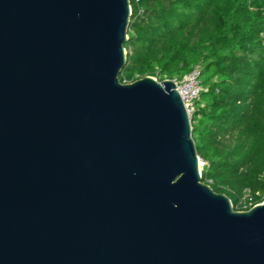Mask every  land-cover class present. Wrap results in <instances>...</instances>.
<instances>
[{"label":"water","instance_id":"95a60500","mask_svg":"<svg viewBox=\"0 0 264 264\" xmlns=\"http://www.w3.org/2000/svg\"><path fill=\"white\" fill-rule=\"evenodd\" d=\"M131 0H0V264H264V201L202 180L172 79L122 82Z\"/></svg>","mask_w":264,"mask_h":264},{"label":"trees","instance_id":"16d2710c","mask_svg":"<svg viewBox=\"0 0 264 264\" xmlns=\"http://www.w3.org/2000/svg\"><path fill=\"white\" fill-rule=\"evenodd\" d=\"M122 82L201 69L202 180L235 210L264 201V0H131ZM242 205V206H239Z\"/></svg>","mask_w":264,"mask_h":264},{"label":"built area","instance_id":"2783aa9c","mask_svg":"<svg viewBox=\"0 0 264 264\" xmlns=\"http://www.w3.org/2000/svg\"><path fill=\"white\" fill-rule=\"evenodd\" d=\"M153 77L158 79L159 81L162 80L160 79V76L158 74L154 75ZM163 79H172L175 82L176 88L179 91L182 100L186 106V109L191 116L196 109V101L199 98L201 92L204 90L200 67H194L189 73L185 74L183 77H164ZM200 166L201 168H203V160L200 161ZM210 183H212V180H209L207 182V184L209 185ZM243 210H248L246 204L244 205Z\"/></svg>","mask_w":264,"mask_h":264},{"label":"rangeland","instance_id":"374dc122","mask_svg":"<svg viewBox=\"0 0 264 264\" xmlns=\"http://www.w3.org/2000/svg\"><path fill=\"white\" fill-rule=\"evenodd\" d=\"M202 169V168H201ZM239 206H242V205H239ZM239 211H241V210H239Z\"/></svg>","mask_w":264,"mask_h":264}]
</instances>
